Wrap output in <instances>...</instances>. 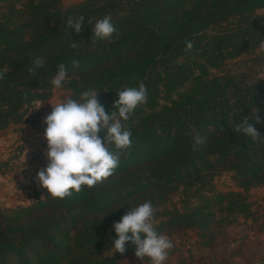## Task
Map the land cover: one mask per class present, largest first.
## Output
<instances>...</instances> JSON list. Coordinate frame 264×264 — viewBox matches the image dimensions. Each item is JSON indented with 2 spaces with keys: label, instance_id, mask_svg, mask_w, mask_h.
<instances>
[{
  "label": "trees",
  "instance_id": "trees-1",
  "mask_svg": "<svg viewBox=\"0 0 264 264\" xmlns=\"http://www.w3.org/2000/svg\"><path fill=\"white\" fill-rule=\"evenodd\" d=\"M19 2L22 10L15 8ZM0 3L5 7L0 14V72L5 73L0 129L20 122L25 107L49 100L59 64L68 69L72 98L95 89L106 112L114 110L121 86L143 81L148 89L147 103L126 122L132 146L121 152L111 177L63 199L49 195L26 207L0 210V264H123L125 256H135V245L128 242L123 255L114 253V223L160 186L200 181L219 168L232 173L241 191L203 196L199 190L192 195L195 204L155 212V219L162 217L157 231H197L204 243L214 209L252 217L248 192L264 187V142L233 130L244 116L252 114L254 123L256 112L260 123L254 126L264 136V81L241 88L230 77L210 78L208 69L240 53L236 40L255 26L250 14L264 9V0H86L66 8L60 0ZM109 14L119 34L92 47L91 27ZM81 15L85 20L77 33L67 19ZM231 19L235 25L229 26L238 30L218 32ZM212 27L220 29L205 35ZM187 41L193 44L190 51H185ZM180 57L193 60L167 68ZM36 58L43 67L32 76ZM74 59L79 68L72 67ZM197 135L205 143L194 148Z\"/></svg>",
  "mask_w": 264,
  "mask_h": 264
},
{
  "label": "clouds",
  "instance_id": "clouds-1",
  "mask_svg": "<svg viewBox=\"0 0 264 264\" xmlns=\"http://www.w3.org/2000/svg\"><path fill=\"white\" fill-rule=\"evenodd\" d=\"M84 20L83 15L78 18L69 17L67 26L79 33ZM91 23L92 20L88 19V25ZM91 31L92 47H95L98 40L111 39L114 33L119 34L110 14L96 19ZM76 45L71 44L72 47ZM192 47V42L187 41L185 51H190ZM259 49L264 51V40L260 42ZM33 64L34 66L29 68L32 76L36 74L37 68L43 67V61L36 58ZM72 67L79 68V61L74 59ZM4 76L5 73L0 72V80L4 79ZM67 78L68 69L64 64H59L50 82L60 89ZM260 79H264V74ZM98 93L95 89L83 91L78 100L63 96L58 103L51 104L52 111L44 118L43 122L47 125L44 137L47 141L49 163L37 173L36 179L47 189V194L54 198L71 196L72 190L80 193L82 186L92 188L111 177L119 166L121 152L132 146V132L126 122L139 106L147 103L148 89L145 83L139 81L135 87L121 86V90L117 92L119 98L114 102V110L111 112H106L99 102ZM252 119V114L249 117L244 116L232 130L251 137L254 142H264V136L254 126L260 123L256 112L254 123H250ZM220 132H223V128ZM100 133H105L103 139ZM204 143L205 137H194V148ZM22 159L26 160V155ZM154 219L155 209L151 201L131 207L121 220L113 225L118 237L112 242L114 253L123 255L126 243L130 242L135 245L137 258L144 260L147 257L150 264H164L174 244L169 237L157 231Z\"/></svg>",
  "mask_w": 264,
  "mask_h": 264
},
{
  "label": "rangeland",
  "instance_id": "rangeland-1",
  "mask_svg": "<svg viewBox=\"0 0 264 264\" xmlns=\"http://www.w3.org/2000/svg\"><path fill=\"white\" fill-rule=\"evenodd\" d=\"M83 1L86 0H60V3L61 8H66ZM21 6L22 3L19 2L15 5V8L22 10ZM4 8L3 4L0 3V14L4 12ZM250 16L255 18V26H250L245 36L242 37L240 35L241 39L236 40L235 45L239 47L240 53L231 59L225 60L219 68L208 69L210 78H218L223 82V80L230 77L233 79V83L237 84L240 82L239 86L243 88L244 86H250L252 82L259 80L261 75L264 74V51L259 49L260 42L264 40V9H257L252 12ZM229 25H235L234 20L231 19V21L221 23L220 28H223V31H218L220 28L212 27L206 31L205 35H214L216 31L226 33L229 30H238L235 29L234 26ZM225 52H229L230 54L234 53V51L230 49H226ZM188 59L187 57L177 58L168 64L167 68L172 69L174 67L185 66L189 61L193 60V58L190 60ZM241 79L244 80L243 83L240 81ZM69 80L68 77L66 81L63 82L60 89L52 85L49 100L45 102H35L25 107L23 109L24 116L20 122L11 123L0 129V140L6 137L8 141H10L6 144V141H3L2 147L7 153H3V156L0 154V210L14 209L19 206L26 207L36 199H45L50 195L47 194V189L43 188L36 179L37 173L46 168L49 163L47 156V141L44 137L47 125L43 121L44 118L51 113L52 105L58 103L63 96L73 97ZM260 80L264 81V79ZM187 86L189 87L190 85L187 84ZM164 88L165 87H162L160 89L161 97L164 95ZM163 102L164 101H160V104H163ZM23 153L28 159H22ZM22 173H24V175L18 178ZM200 177V181L193 179L189 184H187L188 181H184L167 187L160 186L159 189L153 190L147 195L146 201L155 202L152 204L155 212H163L164 210L171 211L174 209L181 211L183 207L187 205L191 206V204L193 205L196 203L195 199H192V195L199 192V190L203 196L215 193H227L230 191H241L232 173L226 168H219L214 172L203 174ZM11 180H15V182L13 183ZM263 188L264 187L257 186L252 188L253 190H250L253 192L252 194H250V191L248 192L249 200L253 203L250 212L253 211L256 202H264V190H261ZM42 196L43 198H41ZM143 202L145 201L141 203ZM214 211L215 222L207 229L204 237L205 241L204 243L202 241V244L207 248L211 247L213 244L221 243L223 246L222 249H229V251L223 250V253L228 252V255L235 254L237 251L242 252L237 245L233 247L228 243L229 241L225 239L229 232L235 231V235L240 236L237 237V240H242L249 236V231L251 229L254 227L258 229L261 224L263 225V223L259 222V215L257 218L254 217V215L257 214L255 213L256 211L252 212V217L239 214L228 216L221 212L220 209H214ZM161 219V216H157V218L154 219V224L160 222ZM249 219L250 223L247 222ZM251 220L255 221L252 223ZM189 232L191 231L177 229H169L160 232L169 237L174 244V247L168 252V257L164 264L193 263L194 250L192 249L188 237ZM194 232L201 237L199 232ZM225 242L227 244H224ZM216 250L215 255H218L220 250ZM253 253L254 252L251 254ZM104 254L105 253H103V255ZM215 255L212 256L216 258L217 256ZM228 255L225 257L226 260H228ZM126 258L123 259V264H131V262L136 264L138 261H142L133 255H127ZM263 260L264 259L260 260L261 264H264L261 262ZM144 261L150 263L147 257L144 258Z\"/></svg>",
  "mask_w": 264,
  "mask_h": 264
},
{
  "label": "crops",
  "instance_id": "crops-1",
  "mask_svg": "<svg viewBox=\"0 0 264 264\" xmlns=\"http://www.w3.org/2000/svg\"><path fill=\"white\" fill-rule=\"evenodd\" d=\"M3 141H6L5 144L10 142L8 141L6 137H4L3 140H0L1 147H2ZM1 147H0V154H2L3 156V153L6 154L7 151L4 150L3 147L2 148ZM23 156H24V153H23ZM23 175L24 173H22L18 178L22 177ZM11 182L14 183L15 180H11ZM9 189H12V188H9ZM261 190H264V188ZM252 193L253 192L250 191V194ZM254 208H253V211H256L255 213H257L254 215V217L257 218V216L259 215L260 216L259 222L263 223V225L261 224L260 228L258 229H256L255 227L251 229L249 231V236L245 237L242 240H237V237H240V236L235 235V231L229 232L225 238L227 241H229L228 243L231 246L234 247L235 245H237V247L240 248L242 252L237 251L235 252V254H232V255L231 254L228 255V252L223 253V250L229 251V249L228 248L222 249L223 246L221 245V243H216V244H213L211 247L206 248L202 244L201 237H199V235L196 232L194 231L189 232L188 237L190 239L192 249L194 250L193 251L194 261L192 264H261L260 260L264 259V202H261V201L256 202V205L254 206ZM254 221L255 220L253 221L251 220L252 223ZM247 222L250 223V219L247 220ZM224 244H227V243L225 242ZM216 249L220 250L218 255H215L216 254L215 251H217ZM252 252L254 253L251 254ZM212 255H215L217 257L214 258ZM227 255H228V258H227L228 260H226L225 258L227 257ZM124 258H126V256ZM261 262L264 263V260ZM131 264H134V263L131 262ZM137 264H150V263L142 260V261H138Z\"/></svg>",
  "mask_w": 264,
  "mask_h": 264
}]
</instances>
